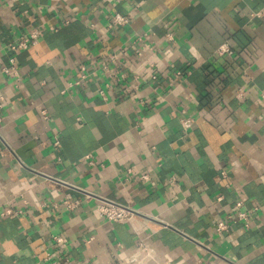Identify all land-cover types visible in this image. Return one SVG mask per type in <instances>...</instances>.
<instances>
[{"label":"crops","instance_id":"0c3cea01","mask_svg":"<svg viewBox=\"0 0 264 264\" xmlns=\"http://www.w3.org/2000/svg\"><path fill=\"white\" fill-rule=\"evenodd\" d=\"M37 262L264 264V0H0V264Z\"/></svg>","mask_w":264,"mask_h":264},{"label":"built area","instance_id":"2783aa9c","mask_svg":"<svg viewBox=\"0 0 264 264\" xmlns=\"http://www.w3.org/2000/svg\"><path fill=\"white\" fill-rule=\"evenodd\" d=\"M112 24L114 26H127L130 24V18L122 16L121 14H115L112 17ZM40 32L37 30L31 31L29 34H26L22 37H20L17 41H14L8 45V52L10 53L9 56V66L4 67L3 71L6 74H13L15 76L18 75V62H17V56L20 55L22 52H25L29 50L31 47L35 46L38 42V39L40 37ZM171 37L169 36V39ZM229 48L228 46L221 47L217 54L219 56H223L224 54L228 53ZM179 76H181V73H178ZM45 119H48V116L45 111L41 112ZM195 124V121L191 118L183 119L181 120V126L183 130L188 131L191 129ZM59 143L56 142V146H58ZM144 179H147V177H144ZM236 208V215L235 217H229L228 219L234 220V221H243L245 222V227L248 229L250 227V214L247 212L243 207V202H238L235 206ZM258 210V209H256ZM100 216L113 223H124L127 220L130 219V217L133 215V212L125 207L119 206L117 204H114L112 202H108L105 205L100 206L99 209ZM13 214L12 210H6L2 216H10ZM229 226L225 221H220L217 224V232L218 233H224L228 232ZM54 245L58 249V254L65 255L68 252V246L65 242V240L62 237H55L54 238ZM49 255L45 259V262H48ZM35 264H41L40 262H37Z\"/></svg>","mask_w":264,"mask_h":264}]
</instances>
